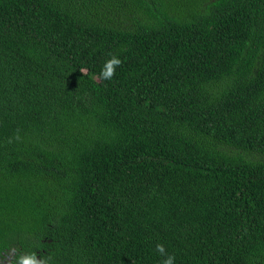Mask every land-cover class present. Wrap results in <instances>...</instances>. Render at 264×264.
I'll return each instance as SVG.
<instances>
[{
	"label": "trees",
	"instance_id": "16d2710c",
	"mask_svg": "<svg viewBox=\"0 0 264 264\" xmlns=\"http://www.w3.org/2000/svg\"><path fill=\"white\" fill-rule=\"evenodd\" d=\"M158 243L264 264V0H0V264Z\"/></svg>",
	"mask_w": 264,
	"mask_h": 264
},
{
	"label": "clouds",
	"instance_id": "9594fccd",
	"mask_svg": "<svg viewBox=\"0 0 264 264\" xmlns=\"http://www.w3.org/2000/svg\"><path fill=\"white\" fill-rule=\"evenodd\" d=\"M121 64L118 55L113 54L106 59L100 70V78L110 80L115 74V69ZM155 251L160 255L159 264H175V255L166 251L164 244H156ZM14 264H52L51 256H37L36 252H27L16 256Z\"/></svg>",
	"mask_w": 264,
	"mask_h": 264
}]
</instances>
